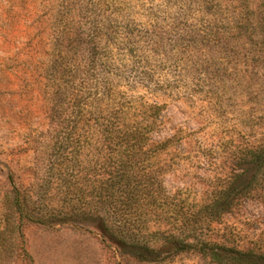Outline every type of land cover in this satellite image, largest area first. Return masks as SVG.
Listing matches in <instances>:
<instances>
[{
	"label": "rangeland",
	"instance_id": "1",
	"mask_svg": "<svg viewBox=\"0 0 264 264\" xmlns=\"http://www.w3.org/2000/svg\"><path fill=\"white\" fill-rule=\"evenodd\" d=\"M98 8L99 56L112 58L123 90L163 106L152 140L168 147L151 162L171 205L137 230L152 242L153 262L90 223L26 224L21 238L1 236L12 186L30 190L39 178L51 77L61 78L67 57L90 56L75 32ZM252 146L264 147V0H0V264H215L196 250L174 251L162 233L178 234L181 214L210 202ZM203 231L264 254V193L238 200Z\"/></svg>",
	"mask_w": 264,
	"mask_h": 264
},
{
	"label": "trees",
	"instance_id": "2",
	"mask_svg": "<svg viewBox=\"0 0 264 264\" xmlns=\"http://www.w3.org/2000/svg\"><path fill=\"white\" fill-rule=\"evenodd\" d=\"M103 12L98 8L92 16L85 11L76 28L90 56L67 57L61 78L51 77L48 126L35 148L39 178L30 190L12 186L4 200L1 236L21 238L26 224L90 223L110 232L133 258L153 262L157 253L152 242L137 230L148 215L171 205L151 162L168 147L169 140H152L161 130L163 106L123 90L112 71V58L99 56ZM74 30L68 25L67 35ZM240 160L241 171L229 177L210 202L190 216L181 214L178 234L162 233L163 243L176 252L196 250L215 264H264V254L227 246L203 231L238 200L264 193V147L246 148Z\"/></svg>",
	"mask_w": 264,
	"mask_h": 264
}]
</instances>
